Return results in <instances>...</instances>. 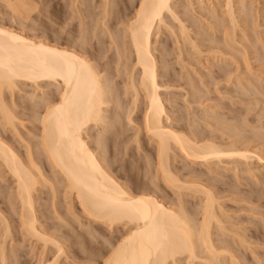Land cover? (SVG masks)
<instances>
[{"label":"bare ground","instance_id":"bare-ground-1","mask_svg":"<svg viewBox=\"0 0 264 264\" xmlns=\"http://www.w3.org/2000/svg\"><path fill=\"white\" fill-rule=\"evenodd\" d=\"M68 1H70L71 3L65 2V4H63L64 6L62 5V7L67 8L70 4H72L74 6V11H71L72 13H70V11L67 9L64 14H62L64 15V17L62 16V19H64L63 21H60V23L62 22L61 25L55 23L56 26H60L59 29L61 31V34H63L61 42H59L60 40L56 42L55 39H52V41L55 43L50 42L51 40H47L49 36L47 34V32L49 31L48 29V31L46 32V34L48 35H46V39V36L45 38H43V35L39 34L41 33L42 29L44 30V28H42L38 33L42 37L36 35L37 32H35V30L33 29L30 30L34 32V34L29 35L23 28H20L21 30L13 28L15 27L14 24H16L17 22L20 23L22 26H26L24 28H28L27 26H29L30 28L33 25V22H37L36 28L37 26L39 27V25L37 24H40L39 22H41L43 18L46 19L48 15L46 16L44 11L40 9V5L37 1L3 0L1 1L3 3L0 2L1 6L2 4H5L4 6H6V9H8L6 11L4 10L5 8L3 9V7L0 6L2 8H0V10H4L5 14L8 13V17L10 18L11 16L10 20L15 22L17 21L16 23H11L13 27L7 26L4 23H0V120L2 121H0L2 125L1 127L5 126L6 128H8V126H11V129L13 128L14 131L15 128L17 129L16 126L18 120H16L17 115L14 109H17L18 107H14L16 106L15 103L18 104L19 101L15 102V99H13V97L11 100L9 99V101L6 97L7 94L11 93L9 95L12 96L14 93H16L15 91L17 90L19 85H25L24 88L30 84H32V87H41L44 83L46 86H50L49 88H53L46 89V91L44 90L42 92V95L40 94L39 96L32 91L35 95L31 93L32 95L29 98V103L27 101V103L24 102L26 103V106L24 104V108L21 111L22 116H29L31 118H29V120L31 121L33 119L35 120V122L32 121V124L30 123L31 128H28L27 130H25V132H23L28 134L29 139L35 138L36 141H38V143L35 144L37 145V149L35 148L37 150V152H35L36 155L38 154L37 156L34 155V150L31 147L32 145H30L31 143L28 142L29 139H25L23 136L22 137L24 140L20 138L21 141L27 143L26 149L28 150L27 154L29 156L27 155V157H29V159L26 160V157H22L21 155L23 152L20 154L17 151L19 145H16V148L14 147V141L12 142V140L15 139H11L10 136L8 138L6 133L0 132L4 134H0V167H5V169L10 173V176L15 180V186L13 187V189L11 188V190L9 188V190L11 191L10 194H13L12 197L14 199H17L18 203H20L18 208L20 210L17 211L19 212L18 215L21 219L20 228H24L27 234L31 235L30 237H35V240L36 238H38L37 240L42 239V241L45 242L44 246L45 244L47 246H49L50 244H52V246L55 245L56 247L54 246V248L57 249V251H55L54 253L55 258L49 264H62L59 261L61 258L60 255H63V253H65L64 244L62 240L56 238L57 236L55 237L53 236V234L51 235L50 232L45 233V231H42L41 227L38 225L39 220L37 219L38 216L36 214L37 211L35 208L36 202L40 199L38 196L35 195V191L39 187V184L41 182L44 184V182L46 181L43 180V171L45 172V170L42 171V167H40L41 165L38 163V161L40 160V163H44L46 159L51 164L52 168L57 170V173L55 174H60V180L58 178V175V177L55 178L56 180L52 178L54 183L55 181L59 180L58 183H55L57 184V186L52 183H50V185L52 184L53 186H48V183H45L46 186L51 187V189H53V191H51V193L54 192V194L52 195V199L58 197L60 193V196L62 194H68L72 200V204L70 207L71 209L75 208L74 202L78 203L81 208V215L83 214L87 216L90 220L102 223L104 226H106V228L108 227L111 233L112 231H114L113 229L115 226L120 227V225H126L128 227H126V232H124L123 234L120 233V236L117 235L114 238L110 235L109 237L108 235L102 234L103 236L107 237V240L106 237L104 238L110 246V249L108 248L109 253L104 258L102 264H171L174 262L176 263L179 260V256L185 253L190 259H196L201 254H205L207 255V257L205 256V258H208L210 260L217 259V261H220L219 258L221 257V255H224L226 258H229L231 264H242V261L239 259V251L237 253L236 248L235 251L233 250L235 244L233 245V243H229V241L225 240L226 238L223 240L220 239L221 236V238H223V235H225H222L220 231H218L219 233H221V235H219V238L215 236V227L219 228L220 226L221 228L223 227V229H227V226L224 227V220L221 218L220 215L221 210L217 209V199L214 196L212 190L207 187L206 184L204 185L200 182L191 183L188 180H185L184 175L186 176L187 173L183 174L184 167L183 169H181L180 166L178 168V166L176 167L175 164V166L173 165V162L171 161V153L173 149H178L181 155L184 156V158H186L185 160H188L189 163L193 161L203 165H205V163L206 165H210V163L214 162L215 160H218L219 164L220 161L222 162L228 157L230 159H238L237 157H239L246 161H249V159L253 158V156L258 157L259 161H263V158L258 155L255 150L251 151L252 149L248 148L249 146L246 148L240 146V142H242L241 139H233L234 141L231 140L230 143L224 144L222 143V140L225 139V135L223 136L224 139H220V141L222 142L219 143V140L217 139V141L215 139L217 137H214L212 133L211 135H209L208 132L203 134L201 133L202 129L199 130V133L198 130H196V128L200 127H197L198 124L196 125V123H199L197 122L198 119L196 117L194 118H196L195 120L197 121L193 120L194 118L192 119V121L190 119L189 121H191V123L188 121L189 125H182L180 122H178L177 125H175L176 123H169V119L171 118V115L169 114L171 112L174 113V111H176L174 110V107L178 105L175 104L176 102L178 103V101L175 100L177 98H174L175 103H172L175 106H167L171 102L168 103V99H163L162 97L163 94L160 90L161 87L163 88L164 86L162 85L160 79L161 77H163L161 73L163 74V71H167L168 69H163L162 72L161 70H159L158 67L160 65L158 66L159 61L157 58L160 59V57H158V55L160 56V54H155V51L153 50L152 37L154 35L155 29H157V26L161 29L162 26H159L164 25L166 23L165 20H167L166 17H168V14L171 15V17L173 16L175 20L178 17L177 15L181 14H178L179 12L177 11L179 8L177 6L178 4L174 5L175 0H137L135 3L136 5L133 7V9L135 8V10H133L132 12L129 11L130 13L125 15H128V17L131 16V18H128V25L125 27V31H122V34L119 35V32H113V30L117 28L115 26L116 23H109L110 18L112 17L111 14H114L113 11L111 13L112 7L110 8V4L111 6L116 5L117 0H102L103 9L100 12L101 14L99 13V16L101 15L100 19L102 20V23L100 24H102L101 27H103V30L101 29L102 32L104 33L105 30L107 33V37L105 36L106 38H103L106 33L102 35V32L100 31L101 33L99 34V36H102H100V38L96 36V41H98L97 39L102 40V38L104 41L108 40L113 45V48H111L112 46L110 48L113 49L114 53L116 51V64L114 63L115 61L111 57L110 58L114 61L113 63L117 66V68L115 67V69L117 70L119 68L117 71L119 72V74L121 73L120 75L123 78L122 84H126L125 92L131 90L130 92L132 93V104L134 106H132V108L127 107L129 108V110L127 111V108L123 103L125 99L122 97L123 92L121 93L120 91V93H118L119 91H117L116 89L118 86L114 85H119L117 84V82H115L116 79L114 80L117 75L112 78L110 74L113 73V71L109 73L110 77L108 76L107 72L104 73L106 71V66L104 63H106L105 58L107 57H105V55L109 47H106L107 49H102L105 47L100 45H102V43L106 44V42L101 41V43L100 41H98V44L101 43L100 45H98L97 43L92 42L93 39L91 40L92 34H96L95 31L98 29V25H95L96 23L93 24L95 25L96 30H92L90 27L92 25V20L94 21L98 16L94 11V14H96L97 16H95L96 18H93L92 16L93 19H91V15L93 14L88 13L90 12L89 8H91V6H88L90 4L88 2L91 0H89L87 3L84 2V5L88 4V10L86 6V9L83 10L84 5L81 4L80 0ZM132 1L134 2V0ZM132 1L130 0L131 4ZM123 2L124 1H122V4ZM228 3L230 4V1ZM82 5L83 7H81ZM181 5L183 7V4ZM175 6H177V10ZM231 7L232 6L230 4L229 8ZM183 8H186V5ZM183 8H181V12L183 11ZM69 9L72 10V8ZM92 10L90 13H92ZM231 10L233 11V9ZM4 11L2 12L4 13ZM83 11H85L84 15ZM120 12H122V10L119 11V13L117 14H120ZM187 12H190V10H187ZM184 13L186 12L184 11ZM129 14L131 15L129 16ZM74 15H76L77 19H79V24L76 23L74 24L75 26L71 28L72 24L69 25V22L72 18L74 19ZM188 15L191 14L188 13ZM85 16L87 19L84 18ZM180 17L181 16H179L178 19ZM48 18L49 17H47V19ZM230 18H232L230 19L232 20L230 24H232V29H234V18ZM100 19L98 18V21H100ZM121 19L124 20V18ZM169 20H171V18ZM178 21H180V19ZM119 22L117 24H119ZM180 22L179 23L180 25L182 24V28L179 25L180 27L178 28H181V31L178 30L180 36H178L177 33V42L175 41V43H178L177 47H179L180 45V48L178 49H180L179 51L181 52L183 40H185V42L186 40L190 41L193 46L196 45V41L193 39L195 36H191L192 32L189 31L190 27L188 26L189 28L187 27V29L185 26L186 24L184 25L182 21ZM235 22L236 20L234 21V24ZM112 24H114L115 26L113 30H111L113 28L111 27ZM40 26H43V23ZM99 30L96 32L99 33ZM171 30L173 31V28ZM226 30H228V27ZM45 31L46 27L45 30L42 32ZM92 31L94 33H92ZM230 31L232 32V30ZM175 32L176 31L174 30V36L176 34ZM61 34L59 35L58 32L59 36L57 35V38L60 39ZM234 34L235 33H232L231 35ZM57 38L56 40H58ZM93 38L95 39V36H93ZM197 46H195V49L198 50ZM166 51L169 50L167 49ZM103 52H105L104 57L102 56ZM181 54L182 53H180V55ZM220 54L222 56V54L224 53ZM164 56L166 55L164 54ZM113 58L115 57L113 56ZM232 58L234 60L235 55ZM102 60H104V62ZM160 62H162L163 64L164 61L162 60V58ZM168 62L166 61V63ZM166 63H164L163 65H168ZM106 64H110L109 61ZM170 72L171 71L169 70V72L167 71L163 74V78H167L165 79L166 82L170 80L174 82V75H172L174 72ZM176 80L178 81V79ZM162 81L164 82V80ZM28 91L31 92V90L29 89ZM30 92H28L27 94H30ZM171 98L173 99V97ZM141 100L142 108L140 110H142V125L138 128V131L142 130L145 133V135L149 139V145L151 144L152 149L148 150V148H145V150H148V154L147 152H143V149H141L143 151L137 150V153L136 151L135 153L140 158H145V160L148 161V164H150V160L153 159L154 163H151L149 166H147V164H144L146 166L145 169L141 167L142 171L140 169V172L134 173L135 175H133L132 172H134V167L131 166V164L130 167H128V164L126 163V166L125 164L120 166V164L122 163L121 159H119L120 155H124L127 152H125V146H123L125 150L122 147L123 152L118 147H115L119 149V151H116L115 149H112V145V148L107 146V141L109 142L113 139V137L116 138L120 135L122 136L123 133V129H121L120 126H118L119 124L117 123L119 122V118L116 117L117 120H114V116L112 117L109 115V112L110 110L112 112L113 107L109 109L108 107L110 106V104L115 105L113 112L115 111L116 114H121V111H123L124 113L126 109L124 114H128L129 118H131L132 113H134V111L139 107L138 102ZM169 101L173 100L170 99ZM165 102H167V105ZM122 103L123 105H121ZM189 103L187 104L189 105ZM178 107L180 108V106ZM177 108L175 107V109ZM178 109L176 111V114L178 112ZM180 110L184 111V109ZM185 113V111L181 112L180 114H177V116L182 114V116L186 118L185 116H187V114L185 116L183 115ZM174 116H176L175 113ZM192 116H194V113ZM27 118L28 117H26V119ZM176 119L179 120V118L177 117ZM183 119L180 118L181 121ZM116 123L118 124L117 127L122 130V133H120V130L116 128ZM22 127L25 128L23 124ZM93 127L94 129L95 127H97L96 132L92 131L94 130ZM112 127L116 128L114 130L116 136L114 135V133L112 135ZM5 131L7 130L5 129ZM209 131H211V129ZM17 133L20 135V131L18 129L16 130V135H18ZM111 136H113L112 139L108 140ZM238 136L239 138L241 137L240 134ZM14 137L16 136H13V138ZM227 137L229 138L230 136ZM116 139L115 141L117 142ZM20 140L15 141L18 142ZM123 141L124 139L122 140V142H120V146H122L123 144L125 145L126 143H128L129 140H127V142L125 141L126 143H124ZM115 145L118 146L116 143L114 144V146ZM138 148L140 149V146ZM40 156L42 158H40ZM116 157L121 161V163L119 162V160L117 161ZM228 162L230 163V161ZM151 165L153 166L151 167ZM131 167H133V171ZM122 169H124L123 172ZM181 172L183 175H180ZM40 175L42 176L40 177ZM138 179L139 181L136 182V184L138 183V185L136 186L134 185V181H137ZM141 179L143 180V182H145V180H148V182L146 181L145 183H142L143 186H141L139 184L140 181L142 182ZM139 185L141 187H138ZM60 186L63 188L58 194L57 191L58 187ZM54 188L57 190L56 192ZM170 189L173 191V193H175L174 196L177 195V199H175V201L173 199H170L172 203L171 206L167 205L166 203V201L169 200L168 191H171ZM185 191H190V193L193 192L192 194L194 196L200 197L199 204L194 200L196 206H198V209L196 208L195 210L198 211L199 216L201 215L200 217H197V211L196 213H192V211L189 210L188 207L185 205L187 203L186 201V203L184 202V197L186 196V194L184 193ZM4 192L5 189L3 190V193ZM3 193L2 195L4 196L6 192L4 194ZM55 193H57L58 195H56ZM48 196L51 197L50 195ZM36 197H38L39 199L36 200ZM60 199L63 198L61 197ZM58 201L60 202L61 200ZM11 203L14 204V202ZM38 203L39 202H37V204ZM54 208L56 207L54 206ZM187 209L189 211H187ZM218 210H220V212ZM0 214L3 217L2 220L5 222L4 225H6V227L4 226L5 232L3 231L4 233L1 234H3V237L6 238L7 234L11 233V227L9 222L7 221L6 216L3 215L2 212H0ZM73 214L75 215L76 219L80 218V213H75L73 211ZM44 216L46 217V215ZM81 218L83 217L81 216ZM78 219L77 221H79ZM2 220L1 222H3ZM86 224L87 223H85V225ZM218 228L215 229L217 230ZM230 232H233V230ZM233 233L246 241V238L243 237V235H240L238 234V232L235 231ZM57 235L58 237H60V234ZM5 242L2 245H5ZM217 242H220V244ZM236 242L238 241L236 240ZM2 245L0 246L2 247L0 248V250H3ZM45 250H47V248ZM4 253H1L2 255H0L3 259L2 262L4 264H7L5 261L8 260L6 256L8 253H6V255Z\"/></svg>","mask_w":264,"mask_h":264},{"label":"rangeland","instance_id":"rangeland-1","mask_svg":"<svg viewBox=\"0 0 264 264\" xmlns=\"http://www.w3.org/2000/svg\"><path fill=\"white\" fill-rule=\"evenodd\" d=\"M1 1H3V0H0V2ZM35 1H37L39 3L40 9L44 11L46 16L48 15L47 17H49L48 19H47V17H46V19L43 18V20L41 22L38 21L40 23V24H37V25H39V27L37 26V28H36L37 22H35V23L33 22V25L30 28H29V26H27L28 28H24L26 26H22L17 21H16L17 22L16 23L15 21L10 20L11 16L9 18L8 13L5 14V11H4V10H6V11L8 10V9H6V6H4L5 4H2V6L0 4V6L3 7V9L5 8L4 10H0V12L2 13V14L0 13V18H1L0 23H4L7 26H11V27H13L12 26L13 23H16V24H14L15 27H13V28H17L19 30H21L23 28L29 35L34 34V32L31 31L33 29V30H35V32H37L36 35L42 34L43 38H45V36L48 34L49 35V36L47 35L48 39H47V36H46V39L49 41L51 40L50 42H52V43H55L52 41V39L53 40L55 39L56 42L59 40H60L59 42H61L63 34H61V31L59 29L60 26H56L55 23H58V25H61L62 22L60 23V21H63V19H64V18L62 19V16L64 17V15H62V14H64V12L67 9L70 11V13H72L71 11H74L73 10L74 6L72 4H70L69 7H67V8L62 7V5L65 4V2L71 3L68 0H66V1L65 0H35ZM88 1L89 0H86V1L80 0L81 4H83V5L85 3H87ZM118 1H119V4H118ZM120 1H121V5H120ZM122 1H124L123 4H122ZM136 1L137 0H134V2L132 1V4H131L130 0H117L116 5L111 6V4H110V8L112 7V10L110 9L111 13L113 11L114 14H111L112 17L110 18L109 23L111 24V23L115 22L117 24L119 21H122V22H119V24H117V25L114 23L115 26L117 27L116 29H114L115 26H114V24H112L111 27H113V28L111 30L114 29L113 32L114 31L119 32L118 34L120 35V34H122V31H125V27L128 25V20H129L128 18H131V16H130L131 14H129L130 17H128V15L127 16H125V15L132 12L133 10H135V8L133 9V7L136 5L135 4ZM229 1H230L231 6H232L231 8H229L230 7V4L228 3ZM231 1H232V3H231ZM242 1L243 0H240V1L239 0H228V1L227 0H209V2H208V0H201V1L200 0H193V1L192 0H187V1L186 0H177V1L175 0L174 5L178 4L177 6L179 7L178 10H177V6H175V8L179 12L178 14L181 13L180 15H177V16L178 17L181 16L179 19H180V21L183 22L184 25L186 24L185 25L186 28L188 26L190 27V28L188 27L189 31H191L193 35L191 34V32H190V34H191V36H195L193 39L196 41V45L193 46V44H191L190 41L186 40V42H185V40H183L181 52L179 51L180 49H178V48H180V45H179V47H177L178 43H175V41H176L177 33H178V36H180L179 31H181L180 29L182 28V26H181L182 24L180 25L181 22L178 21L179 20L178 17L175 20V18L173 16L171 17V15L168 14V17L170 16L169 18L166 17L168 21L165 20L166 23L164 25L159 26V27L162 26V28L160 29L157 26V29H155V31H154V35L152 37V43H153L152 47H153V50L155 51V54H160V56L158 55V57H160V59L157 58L159 61L158 66L160 65L158 67L159 70H161V72H162L163 69L167 68L168 72H169V70L171 72H174L172 74V75H174L173 76L174 82L172 80L167 81V82L165 81V79H167V78L166 77L163 78L164 77L163 74L165 72H167L166 70L163 71L164 72L163 74L161 73V75L163 77H161L160 79H161V83L164 87L163 88L161 87L160 91L163 94L162 95L163 99H165V98L168 99L167 100L168 103H170V102L175 103V100L178 101V103L177 102L175 103V104H178L176 106L173 103L172 104L170 103L169 105H167V102H165L166 105L167 106H171V105L173 106L174 105L176 108L178 106H180V108L178 107L179 109L177 108L178 109L177 114H180L181 112L185 111L186 113L183 115L185 116L187 114V116H189V117L185 116L186 118H184L182 116V114L177 116V114H176L177 109H175V107H174V110H176V111H174L176 116H174L173 112H171L170 114L168 113L169 115H171L170 116L171 118L169 119V123H172V124L176 123L175 125H177L178 122H180L182 125H189V122L191 123L192 119L194 117H196L198 119V121L195 120L196 118H194L193 120L199 122V123H196L194 121L196 123V125L198 124L197 127L200 126V127H198L199 129L196 128V130H198V132H199V130L202 129L201 133H203V134L208 132L209 135H211V133H212V135L214 137H217L215 139L216 140L218 139L219 141L218 140L217 141L219 143L223 141L222 143H224V144H228L231 142V140L234 141L237 138H238L237 140L241 139L242 142H240L241 143L240 146L245 147V148L249 146L248 148L252 149L251 151L255 150L256 153L263 158V161H259L258 157L253 156V158L249 159V161L248 160L246 161V160H243L239 157H237L238 159H236V158L230 159L228 157V158L224 159V161H222L224 163H222L220 161L218 164V160H215L214 161L215 163L212 162V163H210V165L209 164L206 165V163H205V165H203V164H200V163L198 164V163L193 162V161L189 163V161L185 160L186 158H184V156L181 155V153L178 149H175V150L173 149L172 153H171V155H172L171 161L173 162V165L175 164L176 167L178 166V168L180 166L181 169H183V167H184V169H183L184 173L183 174L187 173L186 176L184 175L185 180H188L191 183L192 182L193 183L200 182L204 185L206 184V186L212 190L214 196L216 197V199H217L216 206L219 207V208L217 207V209L221 210V212H220V210H218V211L220 212L221 218L224 220V221L222 220L223 223L225 224L224 227L227 226L226 227L227 229H225V228L223 229V227L221 228L220 226H219V228L215 227V228H218L217 230L214 228V230H215L214 232L216 233L215 236L217 238H219V235H221V233H222V235L225 234V235H223L224 237L221 238L222 237L221 236L220 239L223 240L226 238L225 240L229 241V243H233V245L235 244V247L233 250L235 251V248H236V252L238 253V251H239V253H238L240 255L239 259L242 261L241 262L242 264H264V0H244L243 2ZM176 2H178V3H176ZM183 2L185 3L186 8H183V7H185ZM1 3H3V2H1ZM88 3H90V4L89 5L86 4V5H84V7H83V5L81 6V7H83V10L86 8L88 10V6L89 7L91 6V8H89L90 12L94 8L92 10V13L88 12L89 14H93V15H91V19L96 18L95 16L98 15L97 18L94 21L92 20V23H91L92 25L94 23H96L95 25L96 26L98 25L97 26L98 29L96 30L95 25H93V26L91 25L90 27L92 30L95 29L96 31H98L100 28L99 33H97L95 31L96 34H94V35L92 34L91 40L93 39L92 42L93 43L95 42L97 44H98V41L106 42V44L105 43L103 44L101 42L102 45H100L101 43L99 42L100 44H98V45L105 47V48L101 47L102 49H107L109 47L108 50L106 51L107 53H106L105 57L107 56L108 58L107 57L105 58V62L108 63V61H109L110 64L104 63L106 66V71L104 73L107 72V74L109 76V73H111L113 71V73L110 74V76L112 78L117 75V77L114 78V80L116 79L115 82H117V84H119V85H116V84H114V85L118 86L116 88L117 91H119L118 93H120V91H121V93L123 92L122 97L125 99H124V102L122 99V102L124 103L126 108L127 107L132 108V106H134V105L132 104L133 99L131 97L132 96L131 95L132 93L130 92L131 90L127 91L128 93L125 92L126 91L125 90L126 84H124V83L122 84L123 78L120 75L121 73L119 74V72L117 71L119 68L117 70L115 69V67L117 68V66L115 65L116 64V54H115L116 51L114 53L113 49H111V48H113V45L110 43V41H108L106 39L109 42V44H108L107 41L103 40V38L105 36L107 37V33L105 30H104V33L102 32L103 27H101L102 24H100V23H102V20L100 19L101 15L99 16V13L103 9L102 0H91ZM111 3H112V1H111ZM181 4H183V7ZM129 5H130V7H129ZM188 5H189V7H188ZM85 6H86V8H85ZM180 7L183 8L182 12H181L182 9ZM69 8H72V10ZM123 9L124 10L126 9V10L124 11ZM231 9H233V11ZM244 9H246V10H244ZM121 10H122V12H120V14H117ZM187 10H190V12H187ZM229 10H231V11H229ZM2 11H4V13ZM94 11L97 15L94 14ZM184 11L186 13H184ZM84 12L85 11H83V15L85 14ZM188 13L191 15H188ZM115 14H116V16H115ZM185 14H187V15H185ZM4 15H5V17H4ZM76 15L73 16L74 19L72 18V16H71L72 19L70 18L71 23L69 22V25L72 24L71 28L73 26H75L74 24H76V23L79 24V19H77ZM119 15H121L122 17ZM182 15H183V17H182ZM1 16H3V17H1ZM92 16H93V18H92ZM117 16H118V19H117ZM223 17H225V18H223ZM230 17H233L234 21L236 20L235 24L237 23L236 25H238V26H236L234 24V21H233V25H234L235 30L232 29V24H230L232 22V20H230L232 18H230ZM84 18H86V16ZM98 18L100 19V21H98ZM121 18H124L125 21ZM170 18H171V20H169ZM60 19H62V20H60ZM119 19H121V20H119ZM183 19H185V20H183ZM1 21H3V22H1ZM96 21L99 23H97ZM42 23H43V26H40V25H42ZM99 25H100V27H99ZM179 25L181 26V28H178V27H180ZM196 25H198V26H196ZM167 26H169V27H167ZM226 26L228 27V30H226L227 29ZM45 27H46V31L42 32L45 30ZM34 28H36L37 31ZM42 28H44V30ZM169 28H171V29L173 28V31L174 30L176 31L175 36H174L173 31ZM119 29L121 32L119 31ZM158 29H160V30H158ZM40 30H41V33H39ZM230 30H232V32ZM46 32H47V34H46ZM58 32H59V35L61 34L60 39L57 38L59 36ZM92 33H94V32L92 31ZM100 33L102 35L105 33L106 34L103 36L102 40L97 39L98 41H96V36H98V38H100V36H102V35L99 36ZM232 33H235V34L231 35ZM229 34H230L232 39L230 38ZM93 36H95V39L93 38ZM39 37H42V36L39 35ZM227 37H229V38H227ZM233 37L234 38L236 37L235 40ZM56 38L58 40H56ZM235 41H237V42H235ZM156 42H157V44H156ZM189 42H190V44H189ZM184 43H185V45H184ZM225 43H227V44H225ZM218 44H220V45H218ZM227 45H229V46H227ZM185 46H187V47H185ZM195 46L198 47V50L195 49L196 48ZM242 46H244V47H242ZM183 47H184V49H183ZM160 49H163L164 51L160 50ZM167 49L169 51H166ZM182 49H183V51H182ZM219 50H221V51H219ZM160 51H162L164 53H162ZM165 51H166V53H165ZM104 53L105 52H103V54H102L103 57H104ZM180 53H182V54L180 55ZM220 53H224V54H222V56H221ZM164 54L166 56H164ZM234 55H235V58L233 60L232 57H234ZM113 56L115 58H113ZM110 57L115 62L113 60H111ZM156 57H157V55H156ZM164 57H165V59H164ZM225 57H227V58H225ZM161 58L164 61L163 64L166 63V61L167 62L169 61L168 63H166V64H168V65H166L168 67H166L165 65L162 64V62H160ZM106 59H108V60H106ZM102 61L104 62V60H102ZM215 61H217V62H215ZM239 62H240V64H239ZM246 63H248V64H246ZM107 68H108L109 72H108ZM114 71H116V72H114ZM232 76H233V78H232ZM229 77H230V79H229ZM176 79H178V81ZM162 80H164V82ZM181 82H183V83H181ZM165 84H166V86H165ZM167 84L169 87L167 86ZM30 85H28L25 88H24L25 85L24 86L22 85L23 87L19 85V87L15 91L16 93H14L17 97L14 94L12 96H10L9 94H11V93H9V94L6 93L7 94L6 97L8 98V100L9 99L11 100L13 97V99H15L14 100L15 102L19 101L18 104L15 103L16 106L14 107V108H16V107H18V108L17 109L13 108V109L16 111L15 112L17 115L16 120H18L17 121L18 123L16 122L17 123L16 127L20 131V135L18 133H17L18 135H16V130H17L16 128L14 131L13 128L11 129V126L10 127L8 126L9 129L6 128L5 126L1 127L2 126L1 123H0V132L6 133L8 138L10 136L11 139H15L16 141L20 140V138L22 140H24L23 137L25 139H29L28 134H26L24 132L28 128H31V124L33 123L32 121L35 122L34 119L32 121L29 120V118H30L29 116L24 117V115L23 116L21 115V111L24 108L23 105L25 104V106H26V103L27 102L29 103V98L32 95L31 93L34 92L35 94H37L39 96L40 94L42 95V92L44 90L46 91V89H53V88H49L50 86H48V85L46 86L44 83L42 84L41 87H36V86L32 87V84H30ZM166 87H168V88H166ZM19 88H22V89H19ZM18 89H19V91H18ZM28 89L31 90V92L28 91ZM187 91H189V92H187ZM28 92H30V94H27ZM190 92H191V94H190ZM9 97H11V98H9ZM171 97H173V99ZM174 98H177V99L174 100ZM192 98H194L195 100ZM22 99H23V101H22ZM170 99L173 101H169ZM190 99H191V102H190ZM24 102H26V103H24ZM123 103L121 105H123ZM187 103H189L190 106ZM199 103H201V104H199ZM138 104H139V107L134 111V113H132L131 118H129L128 114H126L127 116L124 114L126 111L125 106H124V109H125L124 113H123V111L120 112L122 115L116 114L115 111H114L115 112V115H114L113 110H114L115 105L110 104V106L108 107V109L113 107L112 108L113 113L110 110V112L108 111L109 115L112 117L114 116L113 117L114 120L116 119V117L119 118V120H118L119 122L116 121L119 124L118 125L116 123V128H118V130H120V133H122L121 129H123V133H122V136L120 134H119L120 136L117 135L119 137V138L116 137L117 139L115 137L111 136L108 140L112 139V137H113V139L110 140L109 142L107 141V144H108L107 146L111 147V145H112L113 148L112 147L111 148L115 149L116 151H119V149L122 151L123 149L125 150V148H126L125 152L126 151L127 152L124 155L122 154L123 156L120 155V158H119V159H121L123 164L121 163V161L119 159H117L118 156L116 157V159H117V161L119 160V162L121 163L120 166L124 165L126 163V164H128V167H130V164H131V166L134 167V172H132L133 175H135L134 173L140 172L139 171L140 169H141V171H142V168L145 169L146 166L144 164H147V166H149L151 163L152 164L154 163V161H153L154 159L150 160L151 163L149 161L150 164H148V161H146L145 158L143 159L142 157L140 158L139 156L136 155L137 150L138 151L144 150L143 152L146 153L148 150L152 149L151 144L149 145V139L145 135V133L142 130L138 131V128L142 125L141 124V118H142V112L141 111L142 110H140L142 108L141 107L142 106V100L139 101ZM184 105H185V107H184ZM191 106H192V108H191ZM129 108H127V111L129 110ZM180 109H184V111H182ZM193 113H194V116H192ZM195 114L196 115L199 114V115L196 116ZM119 115H121V116H119ZM180 116H182V117H180ZM20 117H22V118H20ZM26 117H28V118L26 119ZM176 117L179 118V120L176 119ZM180 118L181 119L184 118V119L181 121ZM190 119H191V121H189ZM185 122L188 124H186ZM22 124H23V126H25L26 129L22 127ZM28 124H30V125H28ZM181 124H179V125H181ZM199 124H201V125H199ZM117 125L120 126L121 129L119 127H117ZM27 126H29V127H27ZM114 127H112V128H114ZM112 128H111L112 135H113V133L115 135L114 130L116 128H114V129H112ZM5 129L7 131H5ZM93 129H94V127H93ZM210 129H211V131H209ZM237 130H239V131H237ZM92 131L96 132L97 127H95V129ZM2 133H0V134H2ZM22 134H24L26 136H24ZM239 134L241 136L240 138L238 136ZM2 135H4V134H2ZM206 135H208V134H206ZM13 136H16V137L13 138ZM223 136L225 139L223 138ZM227 136H230V137L228 138ZM231 136H232V138H231ZM121 137L124 139V141H123L124 143H126L127 140H129L128 143L120 146L119 144L123 140ZM220 137H222V138H220ZM244 138H246V139H244ZM34 139L35 138H33V139L30 138L28 142L31 143L30 145H32L31 147L34 150V155H36L35 152H37V150H36L37 145H35V144H37L38 141H36V139L35 140ZM115 139L117 140V142L115 141ZM119 139L120 140L122 139V140L120 141ZM220 139L221 140L224 139L226 141H224V140L220 141ZM15 140H12V142L14 141L13 142L14 144L13 143L12 144L14 145L15 148H16V145L17 146L19 145L17 151L20 154L23 152L21 154L22 157H26V160H28L29 159V157H27L28 150L26 149L27 143L20 140L21 142L18 141L19 142V144H18V142H16ZM244 140H246V141H244ZM245 142H246V144H245ZM15 143H17V144H15ZM115 143L118 146H116V145L114 146ZM139 143H141V144H139ZM20 144H21V146H20ZM123 146H125V148ZM139 146H140V149L138 148ZM19 147H20V149H19ZM108 147H106V148H108ZM115 147H118L119 149L115 148ZM122 147H123V149H122ZM145 148L146 149L148 148V150H145ZM141 149H143V150H141ZM135 151H136V153H135ZM133 154H135L137 157ZM147 154H148V152H147ZM40 158H42V157L40 156ZM44 159H42V160H44ZM228 161H230V163ZM42 162H44V161H42ZM45 162L40 163V160L38 161V163L41 165L40 167H42V171L45 170V172L43 171V173H44V176H43L44 179L43 180L44 181L46 180L45 182L43 181L44 184L41 182L39 184V187L35 191V193H36L35 195L40 198L39 199L38 197H36L37 198L36 200L39 199L37 201L39 203L37 204V202H36V206H35L36 211H37L36 214L38 216L37 219L39 220L38 225L41 227L42 231H45V233L50 232L51 235L53 234V236H55V237L57 236L56 237L57 239L59 238L60 240H62L64 247H65V253H63V255L61 254L63 257L61 255H60L61 258L59 257L60 258L59 262H61L62 264H102V262L104 261V258L109 253L108 250L110 249L108 242L105 241V238H104L106 236H103V235H108V236L110 235L111 237L114 238L117 235L120 236V233L123 234L124 232H126L128 227L126 225L125 226L120 225V227L115 226L113 229L114 231H112V233H111L110 230L108 229V227L106 228V226H104L102 223H100L98 221L90 220V219H88L87 216H85L83 214L81 215V208L78 205V203L74 202L75 208L71 209L70 207L72 204V200H71L70 196L68 194H65V195L62 194L60 196V194H61L60 191L63 188L61 186L58 187V191L54 188L55 192L57 191V193L58 194L60 193V194L58 195L57 193H55L56 195H58V197H55L54 199H52V197H53L52 195L54 194V192L51 193V191H53V189H51V187H48V186H51L52 184L58 183V181L60 180V174H55V173H57V170L52 168L51 164L46 159H45ZM126 164H125V166H126ZM125 166H124V169H125ZM152 166L153 165H151V167ZM133 167H131L132 171H133ZM189 167H190V169H189ZM124 169H122V172L124 171ZM185 170H187V171H185ZM183 174H182V172L180 173V175H183ZM42 175H40V177ZM56 177H58L59 180L57 179L58 181H55V183H54L52 178H54V180H56L55 179ZM14 181H15L14 178H12L10 176V173L5 169V167L1 166L0 167V212H2V214L6 216L7 221L9 222L10 227H11L10 228L11 233L9 232L10 234H7L6 238L3 237L4 236L3 234H1V233L5 232L6 225H4L5 222L2 220L3 217L0 214V217H2V218H0V243H1L0 246L2 244H4V242L6 241L5 245H2L4 251L0 250V251H2V252H0V254L4 253L5 251H6L4 253L5 255H6V253H8L6 255L8 260L5 261L7 264H47V263L49 264L51 261L54 260V258H55L54 253H55V251H57V249L54 248L55 245L52 246V244H50L51 246L50 245L47 246L45 244V246L47 248V250H45L46 249L44 246L45 242H43L42 239L37 240L38 238H36V240H35L34 239L35 237L34 238L30 237L31 235H28L27 232L24 230V228H20L21 227V225H20L21 219L19 218V215H18L19 212H17L20 210V209H18L20 203H18L17 199H14L12 197L13 194L12 195L10 194L11 188L13 189V187L15 186ZM138 181H139V179L137 181H134L135 182L134 185L137 186L138 183L136 184V182H138ZM146 181L148 182V180H145V182ZM140 182H139V184L141 186H143L142 183H145V182H143V180L141 183ZM45 183L46 184L48 183V186H46ZM50 183H52V184L50 185ZM55 185L57 186V184H55ZM140 185L138 187H141ZM3 187H4L5 192L7 194L5 192H4L5 194L3 193V190H4ZM9 188H10V190H9ZM6 189L8 190L9 193L7 192ZM168 190H169V188H168ZM1 192L4 194V196L2 195ZM168 192H169V196H168L169 200H167L166 203H167V205L171 206L172 205L171 200L173 199L175 201V199H177V195L174 196L175 193H173L172 190L168 191ZM49 193H51V194H49ZM184 193L186 194V196L184 197V199H185L184 202L185 201L187 202V203L185 202L186 204L185 203L184 204L188 207L189 210L192 211V213H194V212L196 213L197 210H195V209L196 208L198 209V206H196L195 202H197L199 204V200H200L199 198L200 197L194 196L192 194L193 192L190 193V191L189 192L185 191ZM188 193H190V194H188ZM48 195H50L51 197H49ZM197 195H200V194H197ZM42 197H44V198H42ZM61 197L63 199H60ZM58 200H61L62 202L61 201L59 202ZM189 200L191 203L189 202ZM194 200H195V202H194ZM11 202H14V204H12ZM54 206L56 208H54ZM188 209H187V211H189ZM70 210H72V211H70ZM73 211L75 213H80L79 214L80 218H81V216L83 218H81V219L77 218L79 220V221H77L75 215L73 214ZM44 215H46V217ZM196 215H197V217L201 216V215L199 216L198 211H197ZM1 220L3 222H1ZM85 223H87V224L85 225ZM87 225H88V228H87ZM224 230H226V231H224ZM228 230H229V232H228ZM232 230H233V232L235 231V232H238V234L243 235V237L246 238V241L243 238L236 236L233 232H230ZM218 231H220L221 233H219ZM223 232H225V233H223ZM104 233H106V234H104ZM57 234H60V237H58ZM61 237H63V238H61ZM106 240H107V237H106ZM236 240L238 242H236ZM40 241H42L43 243ZM217 243L220 244V242H217ZM4 246H5V249H4ZM48 247H49V249H48ZM0 248H2V247H0ZM51 248H52V250H51ZM185 254H182L181 256H179V258H178L179 260L177 261L178 263L177 262L176 263L174 262V263L175 264H213V263L214 264H220V263L221 264H231L229 258L228 257L226 258L224 255H221L220 258L218 257L220 259V261H217V259L210 260L208 258H205V256L207 257V255H205V254H201L196 259H190L187 256V254L186 255ZM1 255H0V264L3 263L2 262L3 259H2ZM202 257H204V258H202ZM224 259H225V261H224ZM226 259H228V260H226ZM211 262H213V263H211ZM174 263H171V264H174Z\"/></svg>","mask_w":264,"mask_h":264}]
</instances>
